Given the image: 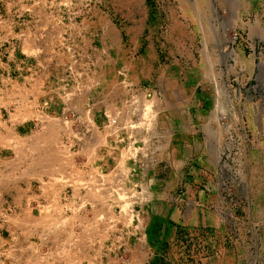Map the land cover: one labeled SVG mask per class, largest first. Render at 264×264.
<instances>
[{
  "label": "rangeland",
  "instance_id": "1",
  "mask_svg": "<svg viewBox=\"0 0 264 264\" xmlns=\"http://www.w3.org/2000/svg\"><path fill=\"white\" fill-rule=\"evenodd\" d=\"M200 35L212 40H172ZM147 36L153 39L141 40ZM192 60L204 95L209 91L205 78L212 72L217 82L227 80L229 90L239 84L251 102L244 104L245 125L251 135H259L260 145L245 176L251 203L238 211L243 214L237 222L240 232L228 234V241L209 230H185L150 264H196L199 257L214 254H222L224 264H264V204L253 203L259 194L264 199V0H0L4 264H127L131 253L121 246L127 240L122 216H112L114 251L98 250L108 238L100 235L90 209L84 221L38 220L27 216L34 204H20L25 215L17 216L19 206L9 200L29 176L18 171L16 151L23 140L13 136L54 135L50 124L59 114L63 91L82 94L97 85L95 96L107 106L103 111L109 104L105 91L117 72L127 70L128 79H139L144 71L154 76L166 68L185 83ZM224 68L228 75H222Z\"/></svg>",
  "mask_w": 264,
  "mask_h": 264
},
{
  "label": "built area",
  "instance_id": "2",
  "mask_svg": "<svg viewBox=\"0 0 264 264\" xmlns=\"http://www.w3.org/2000/svg\"><path fill=\"white\" fill-rule=\"evenodd\" d=\"M224 69L222 75H228ZM236 85V89L229 90L227 80L214 82L211 110L215 118L214 135H217L218 195L226 203L222 211L223 225L226 233L231 235L240 232L237 222L243 214L238 211L244 204L251 203L245 176L250 167L249 158L260 149L259 135H251L245 125L244 104L251 102L243 96L240 85ZM89 91L82 94L62 92L59 114L53 127L50 124L54 135H34L31 138L14 135L13 139L23 140L16 151L21 172L29 163L32 168L35 162L43 171L39 173L43 174L41 177L38 175L26 186L31 187L35 195L34 216L48 220L77 218L84 221V211L90 209L91 219L100 229V235H107L105 242L111 245L112 216H122L126 227L137 230L139 206L148 202V185L132 183L147 171H157L162 163L160 156L164 144L159 136L150 138L148 135L156 123L149 92L142 95L132 90L128 93L122 103L129 119L127 122L121 119L119 109L112 111V106L95 115L92 106L96 100L89 96L85 105H76L74 99L77 101ZM156 96L163 98L161 93ZM95 117L102 121L100 126ZM102 129L103 138L98 135ZM138 131L143 135H137ZM47 150L52 151L50 158L43 152ZM26 156L32 159L24 160ZM47 160L49 162L43 164Z\"/></svg>",
  "mask_w": 264,
  "mask_h": 264
},
{
  "label": "crops",
  "instance_id": "3",
  "mask_svg": "<svg viewBox=\"0 0 264 264\" xmlns=\"http://www.w3.org/2000/svg\"><path fill=\"white\" fill-rule=\"evenodd\" d=\"M146 23L142 22V26ZM190 24L193 23L190 22ZM222 31L221 29L219 33L222 34ZM195 37L178 36L173 37L172 40L176 43L182 41L196 43V40L198 42H209L212 40L210 36L200 35L198 39ZM149 38L153 39L152 36H147L146 38L142 37L141 40L148 41ZM189 56H191V53ZM173 60L176 61L174 57ZM193 63L192 60L188 65L189 81L185 83L176 78V73L173 70L166 68L157 69L154 76L149 74L151 71H144V76L139 79L136 76L128 79L127 70L122 71L123 74L121 73V75L123 77L117 72L116 78L112 80V86L104 94V98L109 102L108 107L112 106V111L119 109L122 116L124 115L121 116V119L123 118L126 121L128 118L122 103L128 93L132 90L138 91L142 95L149 92L151 99H153L156 123L154 127L152 126V130L148 135L150 138L159 136L164 144L160 156L162 163L157 171H147L142 176L136 177L132 183L145 187L148 185V202L139 206L138 213L140 217L137 230L126 227V230L122 233L125 238L127 236V240L125 242L124 239V244L121 246L124 251L131 253L127 264H150V259L154 255L159 256V252H166V246L177 242L180 233L183 234L185 230H209L218 234L222 239L229 240L224 229L222 216L226 203L218 195L220 177L216 171L215 139L217 135H214L215 118L211 113L213 108L212 86L214 82L216 84L217 82L212 72H209L205 78L209 91L204 95L205 92L201 85L197 84V75L196 70L193 72ZM173 65L175 66L176 62ZM157 67H160L158 63ZM178 75H180L179 71L177 72ZM88 93L77 101L74 100L75 104L85 105L88 102L87 96H89L96 100L94 106H92L95 115L98 111H101V107H107L99 97L95 96L97 85ZM159 93L162 94V99L156 96ZM220 94H223L222 89ZM94 119L96 123H99L97 125L100 126L102 121L99 117ZM102 133H104L103 129L100 130L98 135L103 138ZM137 135H143V132L138 131ZM31 137H34V135H28L27 138ZM102 138H100V141H103ZM43 152L48 157L52 153L50 150ZM48 162L47 160L43 164ZM46 166L48 167V165ZM37 167L38 162H35L32 168L30 163L28 167L24 168L29 176L27 182H30L33 178L36 179L38 175L39 177L43 175L39 174L43 171ZM4 170V165H0L1 207L6 201L3 199L5 193ZM18 171L20 172L21 169L18 168ZM27 182L23 183L24 188L21 189V186H18L20 189H17V191L15 188L12 191L13 196L9 200L13 205L14 203L18 204L19 212L17 216L21 215V217L25 215V210L20 207V204H25L29 208L28 205L33 204L35 198L31 187H26ZM13 187H17V185ZM261 191L264 192V188ZM253 203H257L258 206L264 204L263 195H257L256 202L253 201ZM28 212L31 214L27 215L26 213L29 218L48 220V218H36L34 216V206H31ZM68 219L70 218L63 220L67 221ZM135 234L136 236H134ZM1 235L0 233V255L2 256L1 252L5 250L6 244ZM116 242L117 238L113 239L111 236V245H105L104 243L97 248L98 250L107 248V250L114 251L118 247ZM13 246L17 248L15 245ZM154 252L158 254H154ZM1 256L0 264H4V259L3 257L1 259ZM196 264H224V258L222 254L205 255L199 257Z\"/></svg>",
  "mask_w": 264,
  "mask_h": 264
},
{
  "label": "trees",
  "instance_id": "4",
  "mask_svg": "<svg viewBox=\"0 0 264 264\" xmlns=\"http://www.w3.org/2000/svg\"><path fill=\"white\" fill-rule=\"evenodd\" d=\"M181 234H182V233H180V235H181ZM180 235H179V236H180Z\"/></svg>",
  "mask_w": 264,
  "mask_h": 264
}]
</instances>
